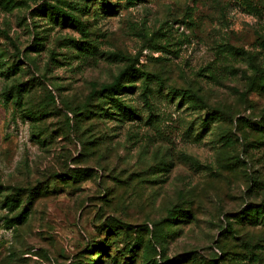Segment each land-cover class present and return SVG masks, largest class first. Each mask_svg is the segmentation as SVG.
<instances>
[{
	"label": "rangeland",
	"instance_id": "1",
	"mask_svg": "<svg viewBox=\"0 0 264 264\" xmlns=\"http://www.w3.org/2000/svg\"><path fill=\"white\" fill-rule=\"evenodd\" d=\"M0 264H264V0H0Z\"/></svg>",
	"mask_w": 264,
	"mask_h": 264
},
{
	"label": "trees",
	"instance_id": "2",
	"mask_svg": "<svg viewBox=\"0 0 264 264\" xmlns=\"http://www.w3.org/2000/svg\"><path fill=\"white\" fill-rule=\"evenodd\" d=\"M41 11H47L51 15H55L58 17H62L63 20H67L71 25L76 27L81 33L85 34L86 25L83 21L73 12L59 6L55 3H42L39 6ZM127 70L123 69L117 77L111 81L110 83L104 84L101 86L100 90L105 93L113 94L119 91L120 89L124 88L122 83L123 77L126 75Z\"/></svg>",
	"mask_w": 264,
	"mask_h": 264
}]
</instances>
